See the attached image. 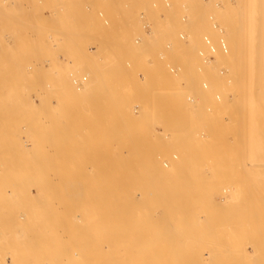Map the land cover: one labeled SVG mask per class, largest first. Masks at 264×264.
<instances>
[{
    "label": "rangeland",
    "instance_id": "374dc122",
    "mask_svg": "<svg viewBox=\"0 0 264 264\" xmlns=\"http://www.w3.org/2000/svg\"><path fill=\"white\" fill-rule=\"evenodd\" d=\"M170 1L172 3L171 6L166 8L161 3V0H0V264H23V263L37 264L41 262H42L41 264L43 263L52 264L54 260L56 261V259H52V258H55L56 256L58 257L61 254V253H59L58 255L56 254L58 253V250L54 251L55 246L59 245V247H62L61 243L67 246L70 242H72L71 239L70 241L66 239V241H64L65 243L62 242V240H59L61 241L59 242L58 240L55 241L53 239H50L49 241L47 240L44 243L41 242L42 243L41 245L39 241L40 236H38L36 233L38 231L33 230L28 225H23V221H21L23 220V205H26V196H27V193L23 192V177H22L23 176V166H22L23 130L27 129L28 126L39 124V123L32 124L31 119H35L34 117H32L33 115H35L36 118L37 117L39 118L43 116L45 113L49 114L47 119H49L50 121L48 120V122L45 124H39L40 126L41 125L45 126V128L43 127L42 128L43 130L39 132L41 133L40 136H36L37 134H35L36 137L32 139L31 141L32 144H30V151L32 153L37 152L38 159L39 157L41 159H44L42 157V154L43 152H46L47 159L50 161H48L47 159L44 160L47 161L46 164H49V167H51L52 165L50 164V162L52 163L53 159L57 157H61L63 155L62 154L61 156H59V154L61 153L60 150H62L63 153L66 152L65 151L66 148L64 146L66 147L69 146L68 149L72 150L74 148V147L72 148V146H75V144H77L78 146L76 145L77 146L76 150L81 151L80 149H78L80 145L82 151L84 149L86 150V153L84 151L85 156L83 157L82 155V157L84 158L83 161L85 160L84 161L85 164L83 163V161L80 160L81 154L79 153L81 152L75 151V149L72 150L73 154L78 152V157L80 156L79 160L81 161L79 163H78L79 161L78 158H76L77 155L75 156L76 159L75 161L74 158L72 160L71 155H69L70 157L69 159L71 161H74L75 165H73V163H70V160H68L70 163V165L68 166H71L72 164V166H77V167L76 168L74 167V170H72L73 167L71 166L69 168L71 172H68L69 171L68 169L67 171L68 175H71L68 177L73 178L72 175L75 174L76 176H74L75 178L74 181L76 182L78 178L81 177L80 174H82L85 171L84 174H82L83 175L82 178L81 179L79 178L80 183L79 181H77L75 187L72 186L75 183L72 178L70 180L68 177H66L70 181H68L65 178L64 174L66 172H64L63 174L60 173L61 174L60 176L61 177L63 176L65 180L58 179L60 177L58 175L60 169L58 170V172H56L57 175L59 176L58 177L56 175L58 177V178L56 177L57 178L56 182L58 183L59 181L63 180L61 182L65 181V183H67L66 181H68L67 183L68 185L67 184L66 185L69 186V188L65 187V183H63L64 185L63 188L68 189L70 191L71 190L70 187L72 186V190L70 192L72 193L74 191V193L79 196V198L77 196L74 197L75 195L73 196L72 194V196L74 197V198L72 197L73 203H74V199L75 200L78 199V201L75 202L76 205L78 204L77 202H80V204L84 206L83 202L85 203L86 195L88 196L90 192L92 191L94 192L95 188H98L99 189L98 191H100L101 185L100 183L96 185L95 182H97L98 180V179L96 180V178L97 177L99 178V176L97 175L100 174L104 175L105 172L106 173L104 176L111 177L112 175L117 174L118 176H120L119 177L120 180L123 179L121 178L122 176L127 178L128 180L129 177L132 176L130 177L131 181L129 180L130 182L128 183L130 185L134 183L135 186L137 183V186L134 187L133 185V187L134 190L136 188V193H137L136 197L137 200L138 197L140 198L139 199L140 202L143 196L141 195L143 190H144L143 192L148 190L153 191V189L161 191L159 189H161L162 188L161 186L165 185V183L168 185V186L166 185L164 186L166 189L168 188L169 190L172 191L174 189V192L179 194H181L180 192V188H181L183 195H181L178 198H180V200L183 199V201L185 196H186V200L188 201L189 200L191 201L192 196L195 197L196 194H198L196 197H199L200 195H201L200 197H204V195H206L205 192L207 190H208L207 194H210L211 192H209V190L211 191V189L209 188V186L212 185V189H214V192L212 191L214 195L213 194L212 195L215 198H212L211 194L209 195V197L210 199H214L215 201L212 202L213 200L210 201V199H208L209 202H207L208 200L205 199L207 208L205 205H202L205 211L212 210V213L210 212L212 214V216L210 215V218L207 216V214L205 217H204L205 214H202V213H207V211L206 212L202 211L203 207H201V203H199L202 198L201 199L199 198L200 201L197 200L198 204H200L197 206L198 208H196L195 206L197 205L196 203L197 201H195V203L192 204V206L194 207H191L190 202H189L190 204L187 205H186L187 203L186 201L185 204H182V206L189 205L191 208L183 206L184 208L182 209L183 211L184 209L187 208L186 212L184 210V213L186 215L185 214L183 215L185 217L187 216L185 218L186 220L183 219L184 221L183 223L185 226V230L183 231H184V235L187 234L188 236L187 235L184 236L183 234L179 236H183V238L186 237V239L188 237L193 236L194 238L197 239L199 243V246H197L198 243L196 244V246L200 247L201 249L197 247H196L197 249L195 248L194 245L196 243V240H193L194 239L193 238L190 240L195 241L194 245L191 243L190 244L191 246L193 245L196 250H194L193 248V251L190 252L192 247L190 246V244H189L190 247L187 246L188 244L186 243L185 246H187L188 248L180 244L179 245L181 247V248L179 247L180 251L182 252L185 249L188 250L190 248L188 252H190L191 255L193 254L192 252H194L195 253L194 255L197 256L198 253L199 254L198 256L204 258L205 256L206 258L210 257L209 256L210 253L212 254L210 255L213 256L215 251H210L212 250V248L210 247L211 246L210 243H212V246H214L213 244H216L217 247H215L216 245L214 247L218 249V245L221 246L223 239H226L227 237V240L229 241L228 238L233 233L236 238L241 237L240 239L243 238V240L244 238L247 239V237H249V234L253 235V236L250 235V238L256 239L255 236L258 237L256 235L257 234L256 229L258 228L257 226H259L260 224L262 228L259 226L260 228H258L257 231L260 229L258 231L260 234L258 233V235H261L260 238H263L264 195L262 194L264 193L263 191L264 189L263 186L264 185V176H263L264 175V0H241L243 6L241 12L244 14L245 17L244 39L247 41L246 45L249 56L247 55V58L245 60L246 62L243 64L246 73L245 75L246 83H247L246 88H248V90L245 91L244 95L243 94L238 95V99H240L242 95L243 96L241 97L242 100L241 99L239 100L240 105H238L237 109L240 112L243 113L245 112V116L243 113H241L245 120L243 119L244 121L241 125L243 124L244 125L241 127L239 126L240 128L237 126H223L222 124L225 117H224V113L220 111L222 109H218V107L220 106L219 108H221V105L219 104H221L224 100L223 94L220 92V90L223 89L222 86L224 84V81L221 78V82L219 86L211 83L212 77H210L208 71L209 69L212 70L214 67L211 68V66H209L211 64L205 63V65H207V68H205L204 67L205 65H202L204 64L203 58L200 57V55L198 56L196 53L199 52V50L202 48V43L200 42L201 47L199 46L200 48L198 47L197 48L198 50L196 49L194 50V52L191 51V53H193L191 56L195 55V59L189 60L187 58L191 57L189 56V52H188L190 50H188L186 53L185 52L186 49H183V47L186 46L184 43H187V41L189 42V38H187L188 40L186 39L185 41H181L178 37L179 36L178 33L182 30L185 31L188 36L186 29L188 27L191 28L192 22L193 23L196 22L197 20L196 18L199 15V14L197 15L196 13L197 8H201L205 12L207 11L206 13L202 11L203 13H205L204 19H206V21L209 23V26L212 27L211 24L212 21H210L209 18L212 15V13L209 12L207 7L204 6L205 7L204 8L202 5V4H206L207 6V2L209 0H170ZM153 3H157V7H153L152 6ZM196 5L199 7H195ZM99 10H104L107 13L110 19L109 26H104L102 21L98 17L97 13ZM200 12L201 10L199 9L198 13ZM184 16L187 17V22L185 23L182 22V17ZM190 17L191 18L196 17V18H194L195 19L194 21L192 18L191 21ZM144 19H148L152 23L153 32L151 34H146L142 30L141 25ZM157 26H159L160 33L157 34V36H155L156 34H154V31L156 30ZM211 27L207 29L208 32L211 30ZM165 30L169 32L171 36L173 35L172 37L175 38L176 42L174 40L173 42H168L169 39L162 38L164 36L163 33L165 32ZM201 32L203 33H200V35H203L205 33V31H201ZM138 38L141 39V42L139 43V45H136L135 40ZM181 43H183V45ZM186 54H188V57ZM261 58H262V62L260 60ZM168 63L180 67L181 74L179 73V75L177 76L171 74L166 68V64ZM261 63H262V67L260 65ZM259 66L261 68H259ZM199 67L203 69L201 70V73H199L200 72ZM153 68L156 69L157 72ZM256 68L257 69L259 68V70L257 71ZM152 69L156 73H158L157 77L155 75L156 73H154ZM244 70H241V72L244 73ZM260 70L261 72H259ZM152 72L154 73L151 76L152 78L151 77H148L150 79L145 78V76L148 75L144 76V74L146 73L152 74ZM191 72L192 74H190ZM255 72L256 74L261 73L260 75L261 77H259V75H257L258 77H256ZM151 74H149V76ZM161 75L163 76L161 77ZM155 78L157 80V83L155 82L156 81ZM151 79L153 81L155 80L154 81L155 83H153ZM192 79L194 80V82L192 81ZM252 81L254 85H251ZM204 82H208L209 85L208 88L206 89L203 87ZM252 89H254V91H252ZM188 95L194 96L195 102L193 104L187 102ZM217 96H219V99H217ZM137 108L139 110L138 113H136L135 111ZM30 113H33V115H30ZM151 116H153V119L156 122L146 123L144 120H148ZM171 121H173L174 123ZM205 123H207V125ZM171 124L172 125L174 124L175 126L174 125L172 126ZM189 124L191 125L189 126ZM95 126L98 127L101 126L102 128H104L103 129L104 131L101 128L100 129L96 128ZM232 127H236L238 132L239 129L241 130V132L238 133V134L241 133L242 135V136L240 135L238 136L240 137V139L242 137L241 140H239V138L233 137L234 134L232 132L233 129ZM81 128L84 129L82 130ZM97 129L103 131V133L105 134L104 136L105 138H103L102 140L101 138L103 137V133L102 134L99 133V130ZM73 130L77 133H74ZM110 131H113L112 133L117 132L115 135L113 134L115 136L114 138L112 137L113 135L111 134ZM82 132H84V134L86 133L85 136L83 135ZM108 132L110 133L107 138ZM109 137L111 138V140L113 138L112 141L114 142V144L116 145L118 144V146H116V148L118 147L117 149L113 148L114 147L112 144L113 142L110 144L111 141H109ZM116 137H117V143L115 139ZM106 138L108 143L105 142ZM109 144L112 147H110ZM32 145L34 149L32 148ZM108 147L110 148L108 149ZM112 148L114 149V151H112L113 150ZM137 148L141 152L138 150L136 151ZM100 149H102V151L104 149L105 150L102 152ZM106 150H109V152L107 151L108 152L107 153ZM95 151L98 152L94 153ZM56 152H58V154ZM101 152L103 154L104 152H106L105 153L106 156L102 155ZM119 152H120V159L122 160L121 165L127 162L129 163L128 165L133 166V168L131 167V170L122 169V168L120 170L119 163L116 162L115 160L116 159L115 155H117ZM136 152H140L141 154L139 153L137 154ZM99 153L101 154V156ZM30 157H36V156H30ZM96 157H100L101 159L103 158L102 159L103 162L102 160L100 161V158H96ZM154 159L157 162H155ZM148 160H150V163ZM152 160L156 163L157 166H154L153 162H151ZM89 161L91 164L89 163ZM105 161H107V163H105ZM75 162L77 163V165ZM130 162L131 163L133 162V165ZM165 162H167L168 164ZM196 162H198V164ZM41 163L42 162L39 161L40 165ZM80 163H83L84 166L87 164L86 168L89 169L88 170L84 169L83 172L79 171L83 169L82 167L83 165H81L80 167L79 165ZM92 163L94 164L92 165ZM115 163L118 164L115 165ZM144 163L146 164L149 163L150 166H148V164L144 165ZM170 163L171 166H169L168 168L170 169L171 167V169L168 170L167 165H169ZM152 166L155 167L157 171ZM79 167L82 169H80ZM141 167H143L142 170L146 168L144 169L146 171H148L147 168L152 167L149 169L150 171L151 169L154 170V172H150V176L147 177L149 178L152 176L154 178L155 176L154 180L152 178L146 179L145 175L143 174L144 171L143 173L141 172L142 171L140 169ZM78 168L79 170H77ZM158 169L161 171H158ZM74 171L76 172L79 171L80 176L78 175V172L75 173ZM126 171L128 172L131 171L129 172L130 176L128 175H127L128 177L124 176L125 173L124 175H122L123 172ZM163 172H165L166 174ZM140 173H142V175L145 178L146 182L144 181V179H142V181L145 184H147V181H151L152 179V181H155L154 184L157 182L158 186L160 185L161 188H157L156 187L157 184L156 186H154L152 182H150V184L152 183L153 187H155L156 189L153 188L151 190L149 187L152 188V185L150 186V184L148 188L146 187L147 185L143 186L144 183L141 182V178H140V177L143 178V176H141ZM145 173L147 174V172ZM157 173L160 174L159 175L160 177L158 176L159 179L156 178L157 177L156 175H158ZM161 173L163 174L161 175ZM53 174L54 172L49 173L50 176ZM84 175L85 177L88 178V179L85 178L87 179L88 183L87 182L84 183V181L82 180L84 178ZM102 175L101 177L104 178ZM163 175H166L164 176V178L167 177V175L168 176L171 175L170 178L174 181L173 182L170 181L171 179L168 177L166 180L167 182L164 179L165 181L164 183V181L161 180L162 179L161 176ZM187 177L188 180H186ZM205 177L207 180L205 179ZM46 180L49 181L51 180L52 183V177H47ZM123 180H121V183L122 184L125 183L123 184V186L125 185L126 187L127 181L124 180L125 182H123ZM132 180H135V182H133ZM156 180H160V181H156ZM192 180H193V184H192ZM71 181L72 184L70 185L69 182ZM102 181H106V180L103 179ZM113 181L117 183V181L115 180ZM113 181H108V182L110 183ZM162 181L164 184L162 183ZM182 181H185L187 185ZM61 182L60 184L62 185ZM81 183L82 184L84 183V185L87 187L80 185ZM180 183L181 185H183L184 183V187L181 186ZM189 183L192 184L191 186L193 187H191ZM52 184L55 185L56 183L53 182ZM101 184H104V182ZM122 184L121 187H119L120 189L123 187ZM169 185L171 189L169 188ZM82 186L85 189L87 188L86 191L88 192V194L86 192V195L83 197L84 199L80 196L83 195V193L85 194V191L82 189L83 188ZM261 186L262 188H260ZM58 187L59 188L55 186L56 189H60V185ZM80 187L82 190L80 189ZM102 187L101 189L107 188L106 185H102ZM125 187L122 189L126 190L128 188L129 189L132 188V186L131 188L130 186H128V188ZM204 187L206 189L203 190ZM77 188L80 189L81 191L80 190L78 191ZM137 189L140 191V193ZM166 189L162 188V190H166ZM233 189L234 190L237 189L238 191L237 198L235 200L232 197ZM257 189L262 191V194H259L260 191H258ZM183 190L186 192L188 191L187 195H184L186 194V192L184 193ZM194 190H195V195L194 194L192 195V193H194ZM43 191H45L46 201L44 204H42V208L45 210V207H47L46 209L48 213L55 214L58 204L55 198L52 197V190L50 186L44 185L43 187H41L40 185V188L38 190V195L40 196V193H42ZM255 192L259 194L258 197L255 196L256 194ZM188 194L192 196L189 197ZM250 194L252 195V198L251 196H248ZM89 195H91V193ZM260 195H262L263 197ZM9 196H11L12 198ZM182 196L184 197L181 198ZM187 196L190 199H187L188 198ZM206 197H208V195ZM81 198L84 201H82ZM91 198L92 195L90 199ZM256 198L257 199L259 198V200H257ZM180 200L177 202L178 205H180L179 203L182 202V200L181 201ZM250 201L253 202L255 205H259V207L255 205L248 206L247 204L249 205L252 204L250 203ZM140 202H138L137 205L138 207H140L141 204L143 206V203L139 204ZM210 202L211 204L214 203V205L212 204L214 209L215 206L216 207L220 206L218 205V203L219 204L222 203V208L220 207L221 210H219L220 208L215 209L218 210L219 213L218 211L214 212L211 205H209ZM41 203L43 202L40 201L38 203L37 209L40 208ZM172 203H168V204L171 206ZM80 204L79 206H77V208L80 207V209H82V206H80ZM174 204H176V202ZM149 205H152L153 208L151 209L150 207L148 209ZM149 205L147 204L146 207L143 206L142 208V209L145 208L144 209L145 215L148 214L149 216H151V214L154 213L155 215L153 214L152 216H154L157 219L155 221V218L153 217L152 221H155L157 223L160 222L159 224L155 225L151 221L152 223V224L150 223L151 230L153 227H154L153 230L159 228L162 229L163 225L164 226L166 225L162 223L163 220L162 212L164 208L169 206L161 207V205L156 202L154 205L153 203ZM178 205L175 206L177 207ZM208 205L211 208L208 207ZM155 206L161 207L160 210L156 212L157 208ZM172 207H170V209ZM200 207L202 208L201 210ZM140 209L138 210V213L136 212L137 215H139L137 217H143L142 215L144 211L142 212L141 211L142 209L141 210ZM178 209L181 210V208ZM150 210L151 212L153 210L154 211L150 213L149 212ZM167 210L168 209L166 208V211L165 210L164 211L167 213ZM172 211L176 212L175 207L174 210ZM182 211H180V215ZM194 211L195 212L197 211L198 213L197 212L194 213ZM221 211H222V215H220ZM177 212L175 213L176 215ZM188 212L189 215L191 214V221L189 220V222L187 221L188 218L190 219ZM139 213H141L142 215L140 216ZM171 213L169 212L168 214L172 216ZM247 213H249V215ZM253 213H255V215ZM175 214L173 215L172 219H175L176 221L177 217H175ZM256 214L258 217H256ZM158 215L161 217V219L159 218V220H158L159 217ZM196 215H199V217L201 215L199 220H198L199 218L198 216L196 217V220H194L195 219L194 217ZM259 215L261 218L259 217ZM90 216L92 218L91 214ZM166 216H167L166 219H168L169 215ZM170 216L169 219L172 222ZM181 217L182 216H179L178 219H181ZM203 217L204 219L202 220ZM91 218L89 217L90 222H91ZM118 218L119 216H117V219H113L116 225H117L116 220H118V224H119ZM248 218H249V223H248ZM103 220L102 222H104L105 220L108 221V219H105L104 221ZM120 220H121L120 221L121 224L125 223V221L123 222L122 218H120ZM146 220H144L143 218H139L135 220L134 224L137 221L140 224L143 223L142 224L143 226L141 225L143 229L142 228L141 229L144 230L145 228V230H147L148 232V228L146 229V227H144L145 224H147V227L149 226L147 223L148 220L147 221ZM207 220H209V222H207ZM164 221L166 222V220H163V222ZM216 221H219L218 224ZM99 222L102 224L101 220ZM99 222L97 223L98 225ZM250 222H252L253 224H250ZM80 223L82 222H79V224ZM105 223H109V222L105 221ZM188 223L190 227L187 226ZM115 224L114 227H111L112 229L113 228L115 229ZM229 224H232V227ZM139 225L136 223L137 227ZM182 226L180 227L181 230H182ZM250 226L253 228H251ZM255 226L257 227L256 229H254ZM78 227H80L81 229L84 228L81 226ZM92 227L96 228V225ZM103 227L105 232L103 233L104 235H106L104 237H102ZM235 227H236L235 230H237V227L239 229V232H237L238 234L234 229H231ZM248 227H250L251 229L248 230ZM74 228L75 231L78 230V229L76 230L77 227ZM94 228L91 229L90 226L91 234L93 235L95 232H98L97 234L100 237L97 236L95 237V235H97L95 233L94 236L86 234L87 237L79 238L81 234L82 233L84 234L85 232L78 231L79 236L76 238L75 236L78 235V232L74 231L73 233H76V235L73 236L74 243L73 242L71 243L72 246L76 245L75 248L80 247V249L83 250L85 247L87 248L88 241L91 242V240L93 241V239H95L94 244H96V247L95 246H94L95 248L93 247L94 251H98L100 253V251L102 250L101 251L102 254L103 253L116 254L121 251L120 253L124 255L125 253L124 250L126 247V250H128L129 253L128 255H131L130 249L135 248L136 245L137 248L143 246L142 248L145 249L144 246H146V242L145 245H143L142 242L144 243L145 241L144 238L146 237L144 235L147 234V232L140 231L139 227H138L139 229L138 228L137 229L139 230L140 233L145 232L143 234L144 237L141 236L142 234L139 235L140 233L138 232L137 229H135V231L131 230L132 231L131 232L128 231L130 227L127 226L125 227L124 225H121V228L123 230L126 228V230L124 231L126 232L127 236H125L126 234L122 229L121 230L123 232L121 233L125 235L121 236L122 235L121 233L119 232L115 233L123 237L121 238L122 240L119 243L122 245V242L124 241L123 242L124 247L123 245L122 247L118 245V242L116 241L112 240L114 244L112 243L110 238L112 236H113L112 238L115 237L114 233L111 232L110 234L112 235L108 237L109 233H106L105 225L98 226L97 231H95ZM171 228L172 227H170V229ZM186 228H188L187 231ZM253 229L255 231H253ZM199 230L201 231L199 232ZM92 231L95 232L93 233ZM116 231L117 230L113 232ZM189 231L191 233H188ZM132 233H136L140 236L139 237L138 235H136L135 240L133 242L135 243L134 244L135 246L133 245L134 247L130 245L133 240L132 241L130 240L131 242L130 241L128 242V239L129 237H131ZM195 233L196 235L199 233L197 235L198 238L196 237ZM171 234L169 235L174 236L173 239L175 240L176 234L175 235H173V233ZM216 235H218L219 238ZM222 235H224V237ZM88 236H90V238L92 239L91 240L88 239L87 242L81 241L83 238L84 239L88 238ZM124 236L126 237V239L124 238ZM148 236H153V235H151L150 233V235ZM179 236L177 235V237ZM213 236L216 238L215 240L218 243L219 242L221 243L218 244L214 240ZM234 236L231 235L230 239L233 238L234 240L235 239ZM183 238L182 241L181 239L178 240L183 242L186 240L185 238H184L185 240ZM199 238L200 239L208 238L210 240L209 246L204 244L206 241L209 242L208 240L205 241L204 239L202 241L205 242L202 243L203 245H201L200 242L202 241L198 240ZM217 238L219 239V241ZM76 239L78 241H75ZM211 239H213L214 241ZM187 240L189 242V239ZM107 241H111V243L113 244L112 247L116 246V248L109 250L107 247L108 245H112V244H109L110 242L107 243ZM82 242L84 245L86 243L87 246L83 247L82 246L83 244L80 246L79 244H81ZM125 242L127 243V245L129 244L131 247L128 245L129 248H127ZM103 243L104 245L106 243L108 245L106 244L104 247ZM164 243L165 242H163V244ZM231 243L232 245H230ZM231 243L229 244L230 247L234 246L233 244L234 242L231 241ZM164 245L162 246L164 247ZM66 246L63 245L64 251ZM89 246L91 247V249ZM89 246L87 249L85 248L82 253H88L87 251H89V253H94L92 252L93 251L92 242L91 245L89 244ZM222 246H224L222 248H225L226 244L224 243ZM57 247L58 246H56V249ZM103 247L106 250L108 249L107 251L109 252L103 249ZM118 247L121 248L119 249ZM146 247L149 249L148 246ZM208 247L211 249H209ZM230 247H227V249ZM117 248L120 251L117 252ZM142 248L140 252L138 251V249L135 248L137 253L134 252V249L131 250L132 253L134 252L133 253L134 255L138 254L136 256L140 257L143 255L142 257H145L146 254L149 255L155 252L159 253V251L161 253V251L164 249V248L162 250L159 249V251L153 250L154 252L149 249L150 250L149 253V251L146 250L147 249L146 248L145 251L147 252L144 253L145 251ZM182 248L184 250H182ZM243 248L245 249V245H243ZM46 249H48V251ZM167 249L169 250H166V253L167 251L168 252L171 251V249H173L171 253L174 251L173 247L171 249L170 248ZM179 249H175L176 250V253L174 252L175 255L177 254L179 256V254L177 253ZM85 250L87 251L85 252ZM103 250H105L106 252ZM262 250L264 249L262 248ZM262 250L260 251V253L262 252ZM45 251L47 252L45 253ZM66 251L64 253H66ZM201 251L203 254L201 253ZM243 251L244 250L240 251L243 255H241L240 252L237 254L236 253L230 254V252H227L228 254H230V257L228 254H224V257L223 256L217 257L218 259L213 258L212 262L214 264H222V262H220L221 261L220 259H222V261L224 262L223 264L226 263L225 261H227V264H236V262L240 260V264H241L243 262L242 260L246 259L244 262L245 264H249V262L250 264L251 263L264 264V259H263L264 252H262L261 254L252 253L251 248L249 246L247 252L244 251L245 255ZM142 253H144L145 255ZM54 254H56V256H54ZM186 254L188 253L186 252ZM183 255H185V253L182 254L181 256ZM234 255L237 258L236 257L234 258ZM239 256L241 257L244 256V257L241 258ZM251 256H252L251 261H249ZM235 259L237 261H234ZM50 260H52V263L50 262ZM208 260L210 261L211 259ZM139 261L140 258L138 260V264Z\"/></svg>",
    "mask_w": 264,
    "mask_h": 264
},
{
    "label": "bare ground",
    "instance_id": "6f19581e",
    "mask_svg": "<svg viewBox=\"0 0 264 264\" xmlns=\"http://www.w3.org/2000/svg\"><path fill=\"white\" fill-rule=\"evenodd\" d=\"M170 1V0H169ZM196 2V1H195ZM161 3H162V0H161ZM194 3V2H193ZM163 4V3H162ZM171 1H170V4H169V6H166L165 4H163L166 8L167 7H170L171 6ZM195 4H197V3H195ZM203 5V7L205 6V7H207V9L209 10V12H211L212 13V15L209 17L210 18V21H212L211 22V24H212V27L211 26H209V23L206 21V19H204L205 17H204V15H205V13L207 12H205L204 10H202L201 8H197L196 9V13H197V15H198V17L196 18V17H192L193 18V21L195 20L194 18H196L197 20H196V22H192V24H191V28H187L186 29V31H187V33H188V36H187V34H186V32L185 31H180L178 34H179V39L181 40V41H185L187 38H189V42L187 41V43H184L186 46L185 47H183V49H186V53H187V51L188 50H190V51H188L189 52V56H191L193 53H191V51H193L194 52V50H196L199 46H200V42L202 43V48L204 47V43H203V38L205 37V36H207V33H209V34H214V37H219V36H223L224 37V39H225V44H226V50H223V49H221V48H218V49H216V51L214 52V53H211L210 55H209V57H205V54H204V52H203V50H199V52H196L197 53V55L199 56L200 55V57H202L203 58V63L204 64H202V65H205V63L206 64H211V65H209V66H211V68L212 67H214L212 70L211 69H209V75H210V77H212L211 78V83L212 84H216L217 86H219L220 85V82H221V78L223 79V81H224V84H223V89H221V87H220V92L223 94V102L221 103V104H219V105H221V108H219L218 107V109H222V110H220V111H222V113H224V120H223V122H222V124H223V126H237V127H241V126H243V125H241L242 123H243V121L245 120L244 118H243V116H242V114L241 113H243V112H240L238 109H237V107H238V105H240V99L242 100V96L245 94V91H247L248 90V88H246V86H247V83H246V77H245V75H246V73H245V70H244V67H243V64L246 62L245 60H246V58H247V55L249 56V53H248V49H247V41L244 39V34H245V17H244V14L241 12V9L243 8V6H242V3H241V0H209L208 2H207V6H206V4H202ZM152 6L153 7H157V3H153L152 4ZM195 7H199V6H195ZM204 7V8H205ZM203 8V9H204ZM201 10V12L200 13H198V10ZM130 11V10H129ZM131 11H133V10H131ZM190 11V10H189ZM202 11H204L205 13H203ZM191 12V11H190ZM208 12V13H209ZM194 13H195V11H194ZM203 13V14H202ZM201 14V15H200ZM97 15H98V17L100 18V20L102 21V23H103V25L104 26H109L110 25V19H109V17H108V15H107V13L104 11V10H99L98 11V13H97ZM197 15H195V16H197ZM160 16V15H159ZM192 18L190 17V19H191V21H192ZM216 19V20H215ZM107 21V22H106ZM182 22H187V17L186 16H184V17H182ZM145 24H148L149 25V30H147L145 27H144V25ZM214 24H217L218 25V28H215L214 27ZM158 25V24H157ZM221 25V26H220ZM142 30L146 33V34H151L152 32H153V28H152V23L148 20V19H144L143 21H142ZM154 26V25H153ZM211 27V30L208 32V30L207 29H209ZM155 30V29H154ZM207 30V31H206ZM201 31H205V33L203 34V35H200V33H203V32H201ZM224 32H225V35H224ZM160 33V29H159V26H157L156 27V30L154 31V34H156L155 36H157V34H159ZM185 34V36H186V38L185 39H181L180 38V34ZM163 37L162 38H165V39H169V41L168 42H173V40L175 41V38H173L172 36H171V34L169 33V32H167L166 30H165V32L163 33ZM146 39V38H145ZM170 39H171V41H170ZM188 40V39H187ZM136 41H137V39L135 40V44H136ZM260 41V40H259ZM258 41V42H259ZM176 42V41H175ZM228 42V43H227ZM182 45H183V43H181ZM229 44V45H228ZM263 44V43H262ZM145 46V45H144ZM229 46V47H228ZM259 46V45H258ZM196 47V48H195ZM201 47V46H200ZM199 47V48H200ZM198 50V49H197ZM184 51V50H183ZM258 51H259V49H258ZM262 51V50H261ZM184 52V53H185ZM195 54V53H194ZM187 55V57H188V54H186ZM259 55V54H258ZM184 56V55H183ZM194 56V57H193ZM193 56H191V57H188L187 59H189V60H193V59H195V55H193ZM261 56V55H260ZM185 57V56H184ZM258 57V56H257ZM257 59V58H256ZM261 60V62H262V58L260 59ZM188 61V60H187ZM186 61V62H187ZM256 61H258V60H256ZM184 62H185V60H184ZM202 62V61H201ZM110 63V62H109ZM141 63V62H140ZM144 63V62H143ZM156 63V62H155ZM169 64H171V63H168V64H166V68H167V70L171 73V74H173V75H175V76H177V75H179V73H180V71H181V68H180V70L177 72V73H172L170 70H169V68H168V65ZM109 65V64H108ZM116 65V64H115ZM172 65H174V64H172ZM257 65H258V63H257ZM256 65V66H257ZM261 65V67H262V63L260 64ZM174 66H177V65H174ZM246 66V65H245ZM178 67V66H177ZM190 67V66H189ZM201 67V66H200ZM199 67V73H201V70H203L202 68H200ZM205 68H207V65H205L204 66ZM203 67V68H204ZM260 66H259V68H261ZM121 68V67H120ZM208 68H210V67H208ZM259 68L257 69V71L259 70ZM154 69V68H153ZM152 69V70H153ZM191 69V68H190ZM255 69V70H256ZM151 70V71H152ZM155 71H156V69H154ZM153 70V72L154 73H156L155 71ZM206 70V69H205ZM241 70H244V73H242L241 72ZM150 71V70H149ZM184 71V70H183ZM190 71V70H189ZM256 71V72H257ZM152 72V74L151 73H146V74H144V76L145 75H148V76H145V78H148V77H151L154 73ZM203 72H205V71H203ZM256 72H255V74H256ZM259 72H261V70L259 71ZM123 73V72H122ZM145 73V72H144ZM184 73H186V72H184ZM149 74H151L150 76H149ZM157 74L158 73H156L155 75H156V77H157ZM165 74V73H164ZM181 74V73H180ZM190 74H192V72L190 73ZM204 74H206V73H204ZM255 74H254V76H255ZM257 75H259V77H261L260 75H261V73L259 74H256V77H258ZM163 75H161V77H162ZM206 76V75H205ZM160 77V76H159ZM166 77V76H165ZM208 77V76H207ZM206 77V78H207ZM152 78V77H151ZM188 78V77H187ZM192 78V77H191ZM148 79H150V78H148ZM168 79H169V77H168ZM209 79V78H208ZM133 80V79H132ZM155 80H156V78H155ZM154 80V81H155ZM161 80V79H160ZM159 80V81H160ZM248 80V79H247ZM260 80H261V78H260ZM151 81L153 82V83H157V80L154 82L152 79H151ZM192 81L194 82V80L192 79ZM206 81V80H205ZM196 83V82H195ZM260 83H261V81H260ZM159 84V83H158ZM204 84L207 86L206 88H208V82H204L203 83V87L205 88V86H204ZM225 85V86H224ZM251 85H254V83H253V81H252V83H251ZM205 88V89H206ZM251 88V87H250ZM252 91H254V89H252ZM219 92V93H220ZM241 94H243L241 97H240V99H238V95H241ZM195 99V98H194ZM205 99V98H204ZM217 99H219V96H217ZM177 100V99H176ZM187 102H188V100H187ZM195 102V101H194ZM189 103V102H188ZM203 103V102H202ZM216 108V107H215ZM210 109V108H209ZM212 109H214V108H212ZM217 109V110H218ZM214 111V110H213ZM216 112V111H215ZM221 113V114H222ZM219 114V113H218ZM244 114V116H245V112L243 113ZM30 115H33V113H30ZM49 116V114L48 113H45L43 116H41V117H37L36 118V116L35 115H33L32 117H34L35 119H31V121H32V124H35V123H39V124H45V123H47L48 122V120L49 119H47V117ZM178 117V116H177ZM176 118V117H175ZM174 118V119H175ZM181 119V118H180ZM183 119V118H182ZM244 119V120H243ZM178 120V119H177ZM50 121V120H49ZM146 123L147 122H149V123H153V122H156L154 119H153V116H151L148 120H144ZM176 121V120H175ZM182 121V120H181ZM200 121V120H199ZM205 121V120H204ZM171 122H173V121H171ZM184 122V121H183ZM182 122V123H183ZM188 122V121H187ZM174 123V122H173ZM190 123V122H189ZM211 123V122H210ZM32 125V126H28V128L27 129H25V130H23V164H22V166H23V192H25V193H27V196H26V205H23V220H21V221H23V225H28V226H30L33 230H36V231H38V232H36L37 233V235L38 236H40V243L41 242H46L47 240L49 241L50 239H53V240H62V242H64V241H66V239H68L69 241H70V239L72 240V242L74 243V241H73V236H75L76 235V233H73L75 230V228L74 227H77L76 228V230L77 231H75V232H85L84 234H85V236H84V234L82 233H80L81 234V236L79 237V238H81V237H87V235H92L91 234V231H90V226H91V229L92 228H94V227H92V226H94V225H96V228H94L95 229V231H97L98 229H97V227L98 226H104L105 225V227H106V229H105V231H106V233H109V235H108V237H110L112 234H110L111 232L112 233H114V238H110V240L112 241H116V242H118V245H120L121 247H122V245H123V247H124V241L122 242V245L119 243L122 239L121 238H123V237H121V236H123V235H125L126 234V232L124 231V230H126V228L123 230L122 228H121V225H124L125 227L127 226V227H130L129 228V230L128 231H135V229H137L138 227L140 228V231H146L147 232V230H145V228H144V230H142L143 228H142V224L143 223H138V221L136 222L139 226L137 227L136 226V223L134 224V222H135V220H137V219H139V218H143L144 220H146V217H147V223H148V227H147V224H145V226L144 227H146V229L148 228V232H147V234H145L144 236H146L144 239H145V241H144V243L142 242V244L143 245H145V242H146V246H148L149 247V249L150 250H156V251H159V249L160 250H162L163 248L165 249H163L162 251H164V252H162L161 251V253H160V251H159V253L157 252H155V253H151V254H149L150 253V250L146 247V246H144V248L146 249V250H148L149 251V255H147L146 254V256L145 257H142V256H136V255H138V254H136V255H134L133 253L134 252H136L137 253V251L135 250V248L136 249H138V251L140 252V250H141V248L143 247H139V248H137V245L135 246L134 244L135 243H133L134 242V240H135V237H136V235H138V234H136V233H132V234H134V235H132L131 234V237H129V239H128V242L131 240H133L132 241V243L130 244L132 247H134L135 246V248H133L134 249V252L132 253V250L130 249V251H131V255H128L129 253H128V250H126V247H125V250H124V255L123 254H121L120 252V250H118V248L120 249L121 247H118L117 248V252L118 251H120L119 253H116V254H112V253H106V254H102V250L100 251V253L98 252V251H94V248L96 247V244H94L95 243V239H93V241L91 240L92 238H90V236H88V238H86V239H82L81 241H84V242H87L88 241V239L89 240H91V242H92V244H93V246H92V248H93V251L92 252H94V253H89V251H87V250H85V252L87 251L88 253H82L83 251H84V249L86 248L85 246H87V244L85 243V245L83 244V242L81 243V244H79L80 246L82 245L83 247H85L83 250H81L80 249V247H78V248H75L76 247V245L75 246H72V242H70L67 246L65 245V244H62L61 243V246L62 247H59V245H56V246H58L57 247V249H56V246H55V249H54V251L56 250H58V253H56L57 255L59 254V253H61L58 257L56 256V254H54V256H56L55 258H52V259H56V261L54 260V264H138V260H139V258H140V261H139V264H214L213 262H212V260H213V258H216V259H218L217 257H220V256H223L224 257V254H228L227 252H230V254H234V253H239L241 250H244L245 252H247V250H248V246L251 248V252L252 253H260V251L262 250V248L264 249V236H263V234H262V236H263V238H260V236L261 235H258V231L260 230H258L257 231V229L258 228H260L261 227V224L259 225V226H255V228L254 229H256V232H257V236L259 237H256L255 236V238L256 239H252V238H250V235L251 236H253L252 234H249V237H247V239L246 238H244V240H243V238L242 239H240L241 237H239V238H236L235 236H234V233L233 234H231L232 236H234L235 237V239L233 240V238H231L230 239V236H229V241L227 240V237H226V239H223V241H225V242H223L222 241V243L221 242H219V243H221V246L220 245H218V249L217 248H215V247H217V245L216 244H213L214 246H212V243H210V237H209V239L207 238V239H205V238H202V239H198V240H208L209 242H200L201 243V245H203L202 243H204V244H206V245H208L209 246V243H210V247L212 248V250H210V251H215V253L213 254V256H211L210 254H209V256L210 257H207L206 258V256H205V258L204 257H201V256H198L199 254L197 253V256L196 255H194L195 253L194 252H192L193 254L191 255L190 254V252L191 251H193V248H194V246H195V248L197 247V246H199V243H198V241H197V239L196 238H194L193 236L192 237H188L187 239H189V242H188V240L186 239V237H184L183 238V236H179V235H184V231L183 230H185V226H184V221H183V219H185L186 217L185 216H183L185 213H184V210H185V212H186V209H184L183 211H182V209L187 205V204H190L191 203V207H194V206H192V204L193 203H195V201H197V200H199L200 201V199H201V201L199 202V203H201V207H203L202 205H205L206 206V203H205V199H210V197H209V195L211 194H213L214 195V193H212V191L214 192V189H212V185H210L209 186V188L211 189V191L209 190V192H211L210 194H207V191L205 192V194L206 195H204V197H206L207 195H208V197H206V198H204V197H196L198 194H196L195 195V190H194V193H192V195L194 194L195 195V197H193L192 195V200L190 201H188V200H186V196L184 197V196H182L181 198H183L184 197V201H183V199H181L182 200V202H180L179 204L180 205H178L177 204V202L180 200V198H178V197H180L181 195H183V193H182V189L180 188V192H181V194H179V193H176V192H174V189H173V191L172 190H169L168 188V190L164 187L165 185L166 186H168L166 183H165V181L167 180V178L169 177H171V175L170 176H168L167 175V177H165L164 178V176H166V175H163V176H161V180H163L164 181V179H165V181H164V183H165V185H163L164 183H163V181H162V185L163 186H161L162 188H164V189H166V190H162V188L160 187V185L158 186V184H157V182L154 184V182L155 181H152V179L154 180V178H155V176H154V178L151 176V177H147V176H150V172H154V170H152L151 169V171H150V169L149 168H152V167H149V168H147V170L148 171H146V170H144V169H146V168H144L143 170H142V168L143 167H141L140 169L142 170L141 172L143 173V171H144V175H145V177H146V179L148 178V179H150V178H152L151 179V181H147V184H145L143 181H142V179H144V181H145V178H144V176L142 175V173H140L141 174V176H143V178L142 177H140L141 178V182H143L144 183V185L143 184H140V185H143V186H146L147 188L149 187V184H150V182H152L153 184H154V186H156V184H157V188H161V189H159V190H161V191H158V190H154L153 188H155V187H153V185H152V183L150 184V186L152 185V188L151 187H149L151 190L153 189V191H149L148 189V191H145V192H143L144 190L143 189H145V188H143L141 191H142V194L141 195H143L142 196V199H141V202L139 201V197H138V200H137V197H136V195H137V193H136V188H135V190H134V187H136L137 186V183H136V186H135V184L134 183H132V185H130L128 182H130L131 181V179H130V177H132V176H130L129 175V172H131V171H126V172H123V174L122 175H124V173H125V175L124 176H130L129 177V180L127 179V178H125V177H121V178H123L124 180L125 179H127V180H125V181H127L126 182V184H127V188H128V186H130V188H131V186H132V188L131 189H122V188H124L125 187V185L123 186V184H125V183H121V180H123V179H121L120 180V176H118L117 174L116 175H110L111 177H108V176H104L105 175V173H104V175H102V174H100L98 171V173L100 174V175H97V176H99V178L97 177L96 178V180H97V182H95L96 183V185L97 184H99L100 183V185H101V187H102V185H106V189H101V187H100V191H98L99 189L98 188H95V191L92 193V192H90L91 193V195H92V198L90 199V197H91V195H89L88 194V192L86 191V189L84 188V187H87V186H85L84 185V183L85 182H87L88 183V181H87V177H85V175H84V178L82 179L83 181H84V183L82 184H80V185H83L82 187V189L85 191V194L83 193V192H81V193H83V195H80L79 193V195L83 198L85 195H86V192H87V194H88V196L86 195V197H85V203L83 202V204H84V206L82 205V204H80V202H77L78 204L76 205V201H78V199L77 200H75L74 199V203H73V198L74 197H78L79 198V196L78 195H76L75 193H74V191L71 193L70 191L72 190V186H76L75 184H77L76 182L77 181H79V178L81 179L82 178V174H84V172H83V170L84 169H89V168H86V165L84 166L83 165V163H84V161H83V157L85 156L84 155V151H85V153H86V150L84 149L83 151H82V149H81V145H80V147H78V149H80L81 151H79V150H76L77 149V144H75V146H72V150H74L75 149V151H79V152H81V153H79V154H81L79 157H80V160L81 161H83V163H80L79 165H80V167H81V165H83L82 167H83V169L82 168H80V169H82V170H79V168L77 169V170H79V171H81V172H83L82 174H80L79 173V171H77L78 172V175L80 174L81 175V177H77L78 178V180L75 182L74 181V176H76L75 174H74V172L75 173H77L76 171H74L73 172V174L74 175H72L73 176V181L75 182H73L74 183V185H72L70 188H71V190L69 191L68 189H65V188H63L64 187V185H63V183H65V181L64 182H61V181H63V180H61V181H59L60 179H64L65 180V178L66 177H68V176H71V175H68V172H71L70 171V167L72 166V164H71V166H68V165H70V163H73V165H75L74 164V161L76 160L75 159V156H76V158H78V160H79V157H78V152H76L75 154H73L72 152V150H69L68 148H69V146L68 147H66V146H64L65 148H66V152L65 153H63V151L62 150H60L61 151V153L59 154V156H61L62 154V156L61 157H57V158H55V159H53L52 160V163L50 162V164L52 165L51 167H49V164H46V162L47 161H45L44 159H47V153L46 152H43V154H42V157L44 158V159H41L40 157H39V159L37 158V152H31L30 151V144H32L31 143V141H32V139H34L36 136H40L41 135V133H39V132H41L43 129V127L45 128V126H40V125ZM203 124V123H202ZM206 125H207V123H205ZM172 125V124H171ZM174 125V124H173ZM172 125V126H173ZM175 125H176V122H175ZM174 125V126H175ZM181 125V124H180ZM191 124H189V126H190ZM209 125V124H208ZM179 126V125H178ZM185 126V125H184ZM196 126H198V125H196ZM205 126V125H204ZM85 127V126H84ZM93 127V126H92ZM96 128H101L102 130L104 129V128H102L101 126L100 127H98V126H95ZM239 127V128H240ZM78 128V127H77ZM86 128V127H85ZM233 129H232V132H233V137L234 138H239V140H241L242 139V137H241V139H240V137H238L239 135L240 136H242L241 135V133L240 134H238L239 132H241V130L239 129V132H238V130H237V128L236 127H232ZM82 130L84 129V128H81ZM99 129H97V130H99ZM242 129V128H241ZM80 130V129H79ZM81 130V131H82ZM86 130V129H85ZM89 130V129H88ZM74 131V130H73ZM81 131H79V132H81ZM104 131V130H103ZM103 131H100L99 130V133H103ZM106 131V130H105ZM111 132V134L113 135H115L117 132H114V133H112L113 131H110ZM110 132H108L107 133V138H108V135H109V133ZM74 133H77V132H75L74 131ZM73 133V134H74ZM83 133V135L85 136V134H84V132H82ZM98 133V132H97ZM98 133V134H99ZM209 133V132H208ZM35 134H37L36 136H35ZM100 134V135H101ZM111 134H110V137H111ZM244 134V133H243ZM77 135V134H76ZM112 136L113 138L115 137V136ZM78 136V135H77ZM105 136V134L103 133V137L101 138V140L103 139V138H105L104 137ZM76 137V136H75ZM100 137V136H99ZM98 137V138H99ZM109 137V141H111L110 142V144L113 142L112 140H113V138H112V140H111V138ZM86 138H87V135H86ZM98 138H97V140H98ZM107 138H106V141L105 142H107ZM195 138V137H194ZM197 138H199V137H197ZM213 138H215V137H213ZM221 138V137H220ZM116 139V143H117V137L115 138ZM194 140V139H193ZM198 140V139H197ZM213 140V139H212ZM237 141V140H236ZM76 143V142H75ZM84 143V142H83ZM108 143V142H107ZM106 143V144H107ZM190 143V142H189ZM105 144V143H104ZM109 144V145H110ZM113 144V148L115 149L116 148V146H118V144L116 145V144H114V142L112 143ZM77 145V146H76ZM83 145V144H82ZM96 146V145H95ZM76 147V148H75ZM93 147V146H92ZM106 147V146H105ZM110 147H112L111 145H110ZM110 147H108V149L110 148ZM32 148L34 149V147H33V145H32ZM112 148V149H113ZM118 148V147H117ZM116 148V149H117ZM68 149V150H67ZM114 149L112 150V151H114ZM91 150V149H90ZM94 150H97V149H94ZM101 151H102V149H100ZM105 150V149H104ZM103 150V151H104ZM119 150H120V148H119ZM140 151L138 148L136 149V151ZM245 150V149H244ZM69 151H71V152H69ZM98 151H99V149H98ZM98 151H95L94 153H96V152H98ZM102 151V152H103ZM109 152V150H106V152ZM111 151V150H110ZM238 151V150H237ZM58 152H56L57 154H58ZM82 152H83V154H82ZM90 152V151H89ZM101 152V153H102ZM106 152H104V154L102 153V155H104V156H106ZM107 152V153H108ZM141 152V151H140ZM140 152H136L137 154L139 153V154H141ZM244 152H246V151H244ZM93 153V154H94ZM111 153V152H110ZM65 154V155H64ZM74 155V157H73V155ZM91 154V153H90ZM100 154V153H99ZM113 154V153H112ZM116 154V153H115ZM36 156V157H30V156ZM69 155H71V157H72V160H73V158H74V161H71L69 158ZM82 155H83V157H82ZM100 156H101V154H100ZM110 156V155H109ZM103 157V156H102ZM86 158V157H85ZM96 158H100V157H96ZM106 158V157H105ZM115 160H116V162H118L119 163V168H120V170H121V168L122 169H130L131 170V167L133 168V166H130V165H128L129 163H127V162H125L124 164H122L121 165V162H122V160L120 159V152L117 154V155H115ZM94 159V158H93ZM103 159V158H102ZM101 158H100V161L102 160ZM171 159V158H170ZM48 160V159H47ZM68 160H70V163H69V161ZM77 160V161H78ZM78 161V163L79 162H81V161ZM112 160H113V158H112ZM155 160V159H154ZM39 161H41L42 163H41V165L39 164ZM48 161H50V160H48ZM76 161V162H77ZM149 161V163H150V160H148ZM165 161V160H164ZM75 162V163H76ZM102 162H103V160H102ZM147 162V161H146ZM151 162H153V164H154V166H157L156 165V163L155 162H157L156 160H155V162L152 160ZM159 162V161H158ZM49 163V162H48ZM89 163H90V161H89ZM101 163V162H100ZM105 163H107V161H105ZM104 163V164H105ZM111 163V162H110ZM118 163H115V165L116 164H118ZM131 163V162H130ZM137 163V162H136ZM149 163H147L148 164V166H150L149 165ZM163 163V162H162ZM165 163H167V162H165ZM197 164H198V162H196ZM85 164V163H84ZM91 164V163H90ZM94 163H92V165H93ZM97 164V163H96ZM132 165H133V162L131 163ZM146 163H144V165H145ZM146 164V165H147ZM168 164V163H167ZM76 165H77V163H76ZM78 165V166H79ZM152 165V164H151ZM100 166V165H99ZM109 166V165H108ZM134 166H135V164H134ZM148 166H145V167H148ZM169 166H171V163L169 164V165H167V168L169 167ZM199 166V165H198ZM73 167V169L72 170H74V167L76 168L77 166H72ZM85 167V168H84ZM98 167V166H97ZM118 167V166H117ZM159 167V166H158ZM157 167V168H158ZM99 168V167H98ZM112 168V167H111ZM154 169H155V167H153ZM173 168V167H172ZM60 169V170H59ZM68 169H69V171H68ZM109 169V168H108ZM159 169H161V168H159ZM158 169V171H161V170H159ZM170 169H171V167H170ZM169 168H168V170H170ZM58 170H59V172H58ZM76 170V169H75ZM86 170V171H87ZM90 170H92V169H90ZM120 170H118V171H120ZM156 170V169H155ZM163 170V169H162ZM166 170V169H165ZM167 170V171H168ZM227 170V169H226ZM229 170V169H228ZM68 171V172H67ZM104 171H106V170H104ZM114 171V170H113ZM113 171H112V173H113ZM157 171V170H156ZM164 171V170H163ZM52 172H54V174L53 175H49V173H52ZM56 172H58V175L60 176L61 174H63L64 172H66L64 175H65V178H63V176L61 177H59L58 175H57V173ZM91 172V171H90ZM95 172V171H94ZM96 172V173H97ZM145 172H147V174L145 173ZM193 172H194V170H193ZM212 172V171H211ZM227 172V171H226ZM61 173V174H60ZM102 173V172H101ZM118 173V172H117ZM138 173V172H137ZM156 173V172H155ZM155 173H154V175H155ZM163 173H165V172H163ZM163 173H161V175L163 174ZM168 173V172H167ZM172 173V172H171ZM215 173V172H214ZM228 173V172H227ZM88 174V173H87ZM90 174V173H89ZM136 174V173H135ZM140 174H139V176H140ZM149 174V175H148ZM158 174V173H157ZM166 174V173H165ZM59 177H57V176ZM101 175L104 177V178H102L101 177ZM132 175V174H131ZM152 175V174H151ZM160 174H158V175H156L157 177L156 178H158V176H159ZM193 175H195V174H193ZM127 176V177H128ZM197 176H198V174H197ZM259 176H260V174H259ZM264 176V175H263ZM47 177H52V183L53 182H55L56 184L55 185H53L52 183H51V180L49 181V180H46L47 179ZM59 179L58 181V183H59V185H60V189H56L55 188V186L57 187V188H59L58 186V183L56 182V179L57 178ZM93 177V176H92ZM106 177V178H105ZM160 177V176H159ZM262 177V176H261ZM260 177V178H261ZM2 178V177H1ZM46 178V179H45ZM69 178V177H68ZM71 178H69L70 180H71ZM85 178H87V179H85ZM101 178V179H100ZM175 178H176V176H175ZM174 178V179H175ZM190 178V177H189ZM194 178V177H193ZM200 178H203V177H200ZM211 178V177H210ZM239 178V177H238ZM242 178V177H241ZM5 179V178H4ZM9 179V178H8ZM14 179V178H13ZM67 179V178H66ZM86 181H85V180ZM95 179V178H94ZM106 180V181H102V180ZM159 179V178H158ZM171 179V178H170ZM186 179V178H185ZM205 179H206V177H205ZM22 180V179H21ZM68 180V179H67ZM70 180H68V181H70ZM81 180V181H82ZM91 180V179H90ZM95 180V181H96ZM101 182H100V181ZM113 180H115V181H117V183L116 182H114ZM123 180V182H125ZM176 180V179H175ZM186 180H188V177H187V179ZM191 180V179H190ZM189 180V181H190ZM207 180V179H206ZM215 180V179H214ZM16 181V180H15ZM68 181H66L67 183H68ZM108 181H113V182H108ZM133 182H135V180H132ZM156 181H160V180H156ZM169 181V180H168ZM170 181H174V180H170ZM169 181V182H170ZM196 181V180H195ZM194 181V182H195ZM204 181V180H203ZM216 181V180H215ZM11 182V181H10ZM60 182L62 183V185L60 184ZM93 182H94V180H93ZM104 182V184H101V183H103ZM106 182H107V184H106ZM136 182H139V181H136ZM146 182V181H145ZM149 182V183H148ZM167 182V181H166ZM176 182V181H175ZM182 182H184L185 183V181H182ZM191 182V181H190ZM205 182H207V181H205ZM210 182V181H209ZM232 182V181H231ZM67 183H65V187H68L69 188V186H67L68 184ZM79 183H80V181H79ZM87 183H86V185H87ZM160 183V182H159ZM177 183V182H176ZM184 183H183V185H181V183H180V185L181 186H183L184 187ZM200 183V182H199ZM243 183V182H242ZM246 183V182H245ZM248 183V182H247ZM67 184V185H66ZM69 184L71 185L72 184V181L71 182H69ZM111 184H114V185H111ZM121 184H122V188L120 189L119 187H121ZM161 184V183H160ZM173 184V183H172ZM186 185H187V183H185ZM190 184V183H189ZM192 184H193V180H192ZM192 184H190V186L192 185ZM202 184H204V183H202ZM237 184V183H236ZM241 184V183H240ZM239 184V185H240ZM244 184V183H243ZM40 185H41V187H43L44 185L45 186H50V188H51V190H52V197L53 198H55V200H56V202H57V209H56V212H55V214H50V213H48L47 212V207H45V210L42 208V204H44L45 203V201H46V195H45V191H43L42 193H40V196L38 195V190H39V188H40ZM79 185V184H78ZM133 185H134V187H133ZM175 185V184H174ZM185 185V186H186ZM62 186V187H61ZM94 186V185H93ZM109 186H111V187H109ZM142 186V187H143ZM178 186V185H177ZM197 186V185H196ZM238 186V185H237ZM264 186V185H263ZM4 187V186H3ZM78 187V186H77ZM97 187V186H96ZM109 187V188H108ZM125 187V188H126ZM139 187V186H138ZM180 187V186H179ZM191 187H193V186H191ZM206 187V186H205ZM203 188V190L204 189H206V188ZM239 187V186H238ZM245 187V186H244ZM61 188H63V189H61ZM79 188V187H78ZM77 188V189H78ZM92 188V187H91ZM102 188H104V187H102ZM111 188H113V189H111ZM169 188H170V185H169ZM195 188V187H194ZM193 188V189H194ZM199 188H200V186H199ZM228 188V187H227ZM253 188H254V186H253ZM260 188H262V186L260 187ZM259 188V189H260ZM13 189V188H12ZM22 189V188H21ZM80 189H81V187H80ZM80 189H78V191L80 190ZM81 189V190H82ZM93 189H94V187H93ZM156 189V188H155ZM171 189V188H170ZM177 189V188H176ZM240 189V188H239ZM14 190V189H13ZM80 190V191H81ZM97 190V191H96ZM104 190V191H103ZM138 190V189H137ZM185 190V189H184ZM183 190V191H184ZM192 190V189H191ZM190 190V191H191ZM200 190V189H199ZM201 190H202V188H201ZM241 190V189H240ZM258 190V189H257ZM257 190H254V191H257ZM139 191V190H138ZM178 191V190H177ZM258 191H260V190H258ZM263 191H264V189H263ZM12 192V191H11ZM186 191H184V193H185ZM204 192V191H203ZM202 192V193H203ZM215 192H216V190H215ZM223 192V191H222ZM77 193V192H76ZM139 193H140V191H139ZM187 193H188V191L186 192V194H184V195H187ZM237 193H238V191H237V189L236 190H232V197H233V199L235 200L236 198H237ZM241 193H243V192H241ZM256 193V192H255ZM3 194V193H2ZM1 194V195H2ZM6 194H7V191H6ZM72 194H73V196H72ZM200 194V193H199ZM204 194V193H203ZM259 194H262V191H260V193ZM258 193H256L255 194V196H257L258 197V195H259ZM4 195V194H3ZM189 195V194H188ZM212 195V198H215L214 196ZM254 195V194H253ZM262 195H264V193L262 194ZM262 195H260V196H262ZM12 196V195H11ZM11 196H9V197H11ZM90 196V197H89ZM157 196V197H156ZM190 195H189V197H191ZM248 196H251V198H252V195L250 194V195H248ZM8 197V196H7ZM73 197V198H72ZM188 197V196H187ZM187 198V199H190V198ZM263 197V196H262ZM12 198V197H11ZM82 198H81V200H82ZM200 198V199H199ZM6 199V198H5ZM84 199V198H83ZM246 199V198H245ZM244 199V200H245ZM248 199V198H247ZM254 199V198H253ZM253 199H251V200H253ZM257 199V198H256ZM261 199V198H260ZM169 200H170V202H169ZM171 200H172V202H171ZM180 200V201H181ZM213 200V201H212ZM249 200H250V198H249ZM257 200H259V198L257 199ZM262 200V199H261ZM260 200V201H261ZM43 202V203H41V206H40V208L39 209H37V205H38V203L39 202ZM80 201V200H79ZM82 201H84V200H82ZM86 201H87V203H86ZM140 202L139 204H141V203H143V206H145L146 207V205L148 204H151V203H153V205L155 204V202L156 203H159L160 205H161V207H165V206H169V207H166L168 210H167V213L165 212L166 211V208H164V210H163V212H162V217H163V220H166V222L164 221L163 222V220H162V223H164V224H166L165 226H168V227H165L163 224V228L162 229H156V230H153V228H152V230H151V228H150V223H151V221L153 220V217L154 216H152L153 214H151V216H149L148 214H146L145 215V211H144V209H142L143 208V206H142V204H141V206L140 207H138L137 205H138V202ZM185 201L187 202L186 203V205H183L182 206V204H185ZM210 201H212V202H214L215 200L214 199H210ZM218 201V200H217ZM263 201H264V199H263ZM150 202V203H149ZM176 202V204H174ZM190 202V203H189ZM207 202H209V200L207 201ZM237 202V201H236ZM249 202V201H248ZM247 202V203H248ZM255 202V201H254ZM257 202H259V201H257ZM4 203V202H3ZM117 203H119V204H117ZM144 203H146V204H144ZM168 203H172L173 204V207H172V204H171V206L168 204ZM197 203V205H195L196 206V208H198L197 206L198 205H200V204H198V201L196 202ZM218 203V202H217ZM250 203H252V204H247L248 206H252V205H255L253 202H251L250 201ZM75 204V205H74ZM79 204H80V206H82V209H80V207H78L77 208V206H79ZM168 204V205H167ZM213 205H214V203H212ZM212 204H211V202L209 203V205H211V207H212V209L214 210V212L215 211H218V210H215V209H219L220 207L222 208V203H218V205H220V206H218L217 204V206L218 207H216L215 206V209L213 208V206H212ZM246 204V203H245ZM264 204V203H263ZM86 205H88V206H86ZM90 205H91V207H90ZM157 205V204H156ZM159 205V206H160ZM175 205H178L177 207L175 206ZM208 205V207H210ZM233 205V204H232ZM4 206V205H3ZM76 206V207H75ZM159 206H155L156 208H157V210H156V212L158 211V210H160V208L161 207H159ZM182 206V207H181ZM228 206H229V204H228ZM231 206V205H230ZM240 206V205H239ZM255 206H258L259 207V205H255ZM75 207V208H74ZM84 207V208H83ZM86 207V208H85ZM151 207V209L153 208L152 207V205H149V207H148V209ZM158 207H159V209H158ZM170 207H172L171 209H170ZM174 207H175V210H176V212H177V215L175 214L176 212H174V211H172V210H174ZM186 207H190L189 205L188 206H186ZM190 207V208H191ZM200 207V210L202 209ZM210 207V208H211ZM235 207V206H234ZM20 208V207H19ZM142 210H141V209ZM178 208H181V210L180 209H177ZM189 208V209H190ZM206 208H207V206H206ZM210 208H208V209H210ZM221 208L219 209V210H221ZM225 208V207H224ZM223 208V209H224ZM227 208V207H226ZM257 208V207H256ZM264 208V207H263ZM76 209H78V210H76ZM83 209H85V210H83ZM92 209V210H91ZM141 210L142 212L144 211V213H143V215L141 214V213H139L140 214V216L142 215L143 217H137V216H139V215H137V213H138V210ZM170 209V210H169ZM230 209V208H229ZM238 209V208H237ZM249 209V208H248ZM155 210V209H154ZM153 210V211H154ZM226 210V209H225ZM254 210H256V209H254ZM258 210V209H257ZM152 211V212H153ZM180 211H182L181 212V215H180ZM202 211H205L204 210V207H203V210ZM201 211V212H202ZM207 211V210H206ZM205 211V212H206ZM240 211H241V209H240ZM248 211H250V210H248ZM78 212V213H77ZM137 212V213H136ZM150 213H152L151 212V210L149 211ZM166 214H165V213ZM171 213V212H173L174 214H175V217H177L176 218V221H175V219H172V217H173V213H171V215L172 216H170V214H168V213ZM190 212V211H189ZM189 212H188V215H189ZM197 212V211H196ZM195 211H194V213H196ZM201 212H199V213H201ZM212 210L210 211V210H208L207 211V213H202V214H205L204 215V217L206 216V214H207V216L210 218V215L212 216ZM232 212V211H231ZM243 212H245V211H243ZM255 212V211H254ZM22 213V212H21ZM146 213H148V212H146ZM161 213V212H160ZM159 213V214H160ZM165 215H164V214ZM183 213V214H182ZM198 213V212H197ZM208 213H209V215H208ZM218 213H219V211H218ZM221 214L220 215H222V211L220 212ZM223 213H225V212H223ZM250 213V212H249ZM249 213H247L248 215H249ZM263 213V212H262ZM90 214L92 215V218H91V216H90ZM213 214H215V213H213ZM246 214V215H247ZM252 214V213H251ZM254 215H255V213H253ZM148 215V216H147ZM155 215V214H154ZM166 215H169L170 217H171V219H172V222H171V220L169 219V216H168V219H166ZM186 215V214H185ZM233 215V214H232ZM117 216H119V224H118V220H116V222H117V225L114 223L115 221H113V219H117ZM156 216H157V214H156ZM159 216V215H158ZM179 216H182L181 217V219H178V217ZM194 216V215H193ZM199 217V215H196L193 219L194 220H196V217ZM223 216H224V214H223ZM222 216V217H223ZM231 216V215H230ZM243 216H244V214H243ZM89 217L91 218V222H90V220H89ZM116 217V218H115ZM149 217V218H148ZM174 217V218H175ZM189 217H190V219L188 218V222H189V220L191 221V214L189 215ZM200 217H201V215H200ZM200 217L198 218V220L200 219ZM204 217L202 218V220L204 219ZM228 217V216H227ZM249 217V216H248ZM256 217H258L257 216V214H256ZM259 217H260V215H259ZM120 218H122L123 219V222L125 221V223L124 224H121V220H120ZM155 218V217H154ZM159 218L161 219V217L159 216L158 217V220H159ZM165 218V219H164ZM214 218V217H213ZM224 218V217H223ZM226 218V217H225ZM250 218V217H249ZM249 218H248V223H249ZM254 218V217H253ZM252 218V219H253ZM261 218V217H260ZM105 219H108V221L107 220H105L106 222H109V223H105V221L104 220ZM156 219L157 218H155V221H156ZM192 219V220H193ZM206 219V218H205ZM212 219V218H211ZM216 219H217V217H216ZM240 219V218H239ZM101 220V222H102V220L104 221V222H102V224L99 222ZM142 220V219H141ZM167 220H170V221H167ZM186 220V219H185ZM193 220V221H194ZM247 220V219H246ZM256 220V219H255ZM264 220V219H263ZM113 221V222H112ZM140 221V220H139ZM145 221V222H146ZM155 221H152L155 225L156 224H159V223H157V222H155ZM161 221V220H160ZM178 221V222H177ZM220 221H221V219H220ZM240 221H242V220H240ZM239 221V222H240ZM253 221V220H252ZM79 222H82V223H80L79 224ZM84 222V223H83ZM99 222V225L97 224ZM114 223L115 224V229L113 230L111 227H114V224H112V223ZM177 222V223H176ZM207 222H209V220H207ZM213 222V221H212ZM217 222V224H218V222L219 221H216ZM254 222V221H253ZM77 223V224H76ZM105 223V224H104ZM202 223V222H201ZM211 223V222H210ZM210 223H208V224H210ZM227 223V222H226ZM246 223V222H245ZM264 223V222H263ZM79 224V225H78ZM152 224V223H151ZM153 224V225H154ZM203 224V223H202ZM215 224V223H214ZM232 224H233V222H232ZM232 224H229V225H231V227H232ZM236 224V223H235ZM250 224H253L252 222H250ZM82 225H84V226H82ZM142 225V226H141ZM161 225V226H162ZM176 225V226H175ZM183 225V226H182ZM78 226H81V227H84L83 229H81L80 227H78ZM182 226V230H181V227ZM188 227H190L189 226V223H188V225H187ZM186 226V227H187ZM226 226V225H225ZM244 226V225H243ZM253 226V225H252ZM123 227V226H122ZM135 227V228H134ZM137 227V228H136ZM151 227H152V225H151ZM156 227V226H155ZM170 227H172L171 229H170ZM223 227V226H222ZM251 227V226H250ZM248 227V230H250L251 228H253V227ZM82 230H80V229ZM109 230H108V229ZM124 228V227H123ZM138 228V229H139ZM142 228V229H141ZM150 228V229H149ZM219 228V227H218ZM262 228V227H261ZM103 229V231H102V233L104 232V227L102 228ZM125 232V234H122L121 232H123L122 230ZM137 229V230H138ZM187 229L188 228H186V231H187ZM190 229V228H189ZM225 229V228H224ZM231 229H236V227L235 228H231ZM253 229V231H255ZM100 230V229H99ZM111 230V231H110ZM115 230H117L116 232H113V231H115ZM150 230V231H149ZM172 230H173V232H172ZM203 230V229H202ZM205 230H206V228H205ZM216 230V229H215ZM223 230V229H222ZM233 230V231H234ZM262 230V229H261ZM95 231H92L93 233L95 232ZM128 231H127V233H128ZM131 231V232H132ZM152 231V232H151ZM185 231V232H186ZM201 230H199V232H200ZM230 231H232V230H230ZM236 231V233L237 232H239V229H238V227H237V230H235ZM79 232H78V235L77 236H75L76 238L79 236ZM121 233L122 235L121 236H119V234H115V233ZM138 232H139V230H138ZM198 232V231H197ZM210 232V231H209ZM213 232V231H212ZM215 232V231H214ZM252 232V231H251ZM96 234L98 233V232H95ZM95 233L92 235V236H94L95 235ZM99 233H100V231H99ZM105 233V232H104ZM104 233L102 234V237H104V236H106V235H104ZM140 233V232H139ZM145 233V232H144ZM144 233H140L139 235H141V236H143V234ZM150 233H151V235H153V236H148V235H150ZM171 233H173V235H175L176 234V239L174 240L173 239V237L174 236H171L172 234ZM187 233V232H186ZM188 233H191L190 231L188 232ZM205 233V232H204ZM222 233V232H221ZM220 233V234H221ZM229 233H231V232H229ZM263 233V232H262ZM87 234V235H86ZM130 234V233H129ZM169 234H171V235H169ZM192 234H193V232H192ZM191 234V235H192ZM199 234V233H198ZM197 234V235H198ZM238 234V233H237ZM242 234V233H241ZM244 234V233H243ZM260 234V233H259ZM83 235V236H82ZM101 235V234H100ZM138 235V236H139ZM177 235L179 236V237H177ZM185 235H187V234H185ZM184 235V236H185ZM195 235H196V233H195ZM197 235H196V237H197ZM225 235V234H224ZM224 235H222L223 237H224ZM245 235V234H244ZM91 236V237H92ZM100 237L98 234L97 235H95V237ZM119 236V237H118ZM125 236H127V234L125 235ZM124 236V238L126 239V237ZM143 236V237H144ZM148 236V237H147ZM169 236V237H168ZM172 237V240H171V237ZM188 236V235H187ZM217 237H218V235H216ZM140 237V236H139ZM180 237H182L185 241H183V242H185V243H183V242H181L182 241V238H180ZM214 237V236H213ZM212 237V238H213ZM106 238V237H105ZM194 238V239H193ZM198 238V237H197ZM219 238V237H218ZM217 238V239H218ZM97 239V238H96ZM102 239V238H101ZM100 239V240H101ZM125 239H123V240H125ZM181 239V241H179V240ZM190 239H193V240H196V243H195V245H194V242L195 241H193V240H190ZM216 238L214 237V240H215ZM80 240V239H79ZM108 240H109V238H108ZM211 240H213V239H211ZM213 240V241H214ZM222 240V239H221ZM220 240V241H221ZM232 242H234L233 244H234V246H232V247H230V245H232V243H231V241ZM57 241V242H58ZM68 241V242H69ZM75 241H78L77 239L75 240ZM102 241V240H101ZM100 241V242H101ZM103 241H104V239H103ZM111 241H107V243L108 242H110L109 244H114V242L112 241V243H111ZM130 241V242H131ZM190 241H193V242H190ZM216 241V240H215ZM218 241H219V239H218ZM53 242V241H52ZM59 242H61V241H59ZM90 241H88V246H89V244L91 245V242L89 243ZM96 242H97V240H96ZM163 242H165L164 244H163ZM217 242V241H216ZM216 242H214V243H216ZM227 242V243H226ZM65 243V242H64ZM99 243V242H98ZM104 243H105V241H104ZM104 243H103V246L105 247V245L107 244H105L104 245ZM186 243L188 244L187 246H189V244L191 243V244H193L192 246H191V244H190V246L192 247L191 248V250H190V252H188L189 251V249L187 250V249H183L182 248V250H184V251H180V249H179V245L180 244H182V245H186ZM198 243V245L196 246V244ZM218 243V242H217ZM218 243V244H219ZM226 244V249H227V247H230V248H228L227 250L225 249V248H222V247H224V246H222L223 244ZM231 243V244H230ZM76 244H77V242H76ZM113 244L112 245H108V249L110 250V249H115L116 248V246L115 247H112L113 246ZM117 244V243H116ZM115 244V245H116ZM125 244H126V246H127V248H129L128 247V245H127V243L125 242ZM141 244V245H142ZM166 244H167V246H166ZM169 244V245H168ZM228 244V245H227ZM230 244V245H229ZM18 245V244H17ZM21 245V244H20ZM41 245H42V243H41ZM54 245V244H53ZM52 245V246H53ZM63 245L64 246H66L65 247V251H66V253H64L65 251H64V249H63ZM117 245V246H118ZM129 245V246H130ZM134 245V246H133ZM140 245V246H141ZM162 245H164V247L162 246ZM178 245V246H177ZM181 245V246H182ZM200 245V246H201ZM243 245H245V249L243 248ZM30 246V245H29ZM88 246H87V248H88ZM102 246V245H101ZM130 246V247H131ZM171 246V247H170ZM175 246V247H174ZM183 246V247H184ZM187 246H185V247H187ZM189 246V247H190ZM220 246V247H219ZM31 247V246H30ZM54 247V246H53ZM90 247V246H89ZM103 247V249H105ZM174 248V251L171 253V251L173 250V249H171V248ZM207 247V246H206ZM33 248V247H32ZM60 248V249H59ZM82 248V247H81ZM86 248V249H87ZM167 248H170L171 249V251H167V253H166V250H169V249H167ZM181 248V247H180ZM188 248V247H187ZM194 248V250H196L197 248H200V247H197L196 249ZM209 248V247H208ZM207 248V249H208ZM211 248H209V249H211ZM214 248H215V250H214ZM48 249H49V247H48ZM48 249H46L47 251H48ZM90 249H91V247H90ZM97 249V248H96ZM107 249V250H108ZM143 249V248H142ZM145 249H143L144 251H145ZM175 249H179V251L177 252L178 254H179V256L176 254L175 255V253H176V250ZM201 249V248H200ZM204 249H206V248H204ZM106 250V249H105ZM105 250H103V251H105ZM106 250V251H107ZM187 250V251H186ZM203 250V249H202ZM47 251H45V253L47 252ZM60 251V252H59ZM62 251H63V253H62ZM90 251V252H91ZM105 251V252H106ZM114 251V250H113ZM116 251V250H115ZM126 251H127V254H126ZM129 251V252H130ZM188 253V254H186V252ZM217 251V252H216ZM244 251H243V253H244ZM96 252H98V253H96ZM107 252H109V251H107ZM138 252V253H139ZM143 252V251H142ZM147 251H145L144 253H146ZM154 252V251H153ZM175 252V253H174ZM184 254L185 253V255H183V256H181L182 254ZM196 252V251H195ZM208 252V251H207ZM226 252V253H225ZM262 252H264V250H262ZM261 252V253H262ZM114 253V252H113ZM123 253V252H122ZM144 253H142V254H144ZM173 253H174V255H173ZM201 253H202V251H201ZM260 253V254H261ZM133 254V255H132ZM190 254V255H189ZM203 254V253H202ZM201 254V255H202ZM230 254H228L229 255V257H230ZM240 254L241 255H243L241 252H240ZM259 254V255H260ZM264 254V253H263ZM262 254V255H263ZM145 255V254H144ZM217 255H219V256H217ZM244 255H245V253H244ZM252 255V254H251ZM253 256V255H252ZM252 256L250 257V259H249V261H251V258H252ZM41 257V256H40ZM39 257V258H40ZM43 257H45V256H43ZM236 256L234 255V258H235ZM239 257H241V256H239ZM244 257V256H243ZM243 257H241V258H243ZM262 257V256H261ZM33 258V257H32ZM50 258V257H49ZM48 258V259H49ZM237 258V257H236ZM47 259V258H46ZM208 259H211L210 261L208 260ZM261 259V258H260ZM263 259H264V257H263ZM42 260V259H41ZM43 260H45V259H43ZM221 261L220 262H222V264L224 263L223 261H222V259H220ZM246 260V259H245ZM245 260H242L243 262L242 263H244L245 262ZM254 260V259H253ZM49 261V260H48ZM234 261H237L236 259L234 260ZM248 261V262H249ZM256 261H257V259H256ZM37 262H38V260H37ZM50 262L52 263V260H50ZM49 262V263H50ZM226 263L225 264H227V261H225ZM232 262V261H231ZM254 262V261H253ZM42 263V262H41ZM41 263H37V264H41ZM52 263V264H53ZM215 263H217V262H215ZM219 263V262H218ZM230 263V262H229ZM233 263V262H232ZM237 263H239L240 264V260L239 261H237L236 262V264ZM241 263V264H242ZM260 263V262H259ZM24 264V263H23ZM44 264V263H43ZM45 264H47V263H45ZM245 264V263H244ZM249 264H250V262H249ZM252 264V263H251ZM255 264H258V263H255ZM262 264V263H261Z\"/></svg>",
    "mask_w": 264,
    "mask_h": 264
},
{
    "label": "built area",
    "instance_id": "2783aa9c",
    "mask_svg": "<svg viewBox=\"0 0 264 264\" xmlns=\"http://www.w3.org/2000/svg\"><path fill=\"white\" fill-rule=\"evenodd\" d=\"M162 3L165 4L166 6H169L170 4V1L169 0H162ZM107 22V21H106ZM144 27L149 30V25L148 24H145ZM214 27L215 28H218V25L217 24H214ZM180 38L181 39H185L186 36L185 34H180ZM225 39L223 36H219V37H214V34H209L207 33V36H205L203 38V43H204V47L201 49L203 50L204 54H205V57H209V55L211 53H214L216 51V49L218 48H221L223 50H226V44H225ZM141 42V39H137L136 41V45H139V43ZM170 46V45H169ZM168 68L169 70L172 72V73H177L180 68L177 67V66H174L172 64H169L168 65ZM205 88L207 87L205 84H204ZM188 102L190 104H193L195 99H194V96L193 95H188V98H187ZM136 113L139 112L138 108L135 110Z\"/></svg>",
    "mask_w": 264,
    "mask_h": 264
}]
</instances>
